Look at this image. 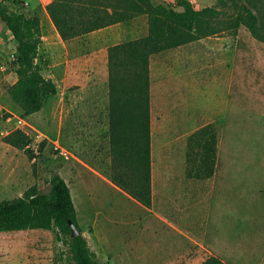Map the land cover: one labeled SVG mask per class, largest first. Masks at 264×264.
Returning <instances> with one entry per match:
<instances>
[{"label":"rangeland","instance_id":"1","mask_svg":"<svg viewBox=\"0 0 264 264\" xmlns=\"http://www.w3.org/2000/svg\"><path fill=\"white\" fill-rule=\"evenodd\" d=\"M177 1L153 0L168 5ZM191 1L197 8L218 4ZM216 36L227 37L223 50L215 48ZM207 41L164 50L153 60L156 188L167 181L179 186L181 194L180 186L192 183L193 196L205 192L202 209L208 215V229L207 234L200 233V243L189 244L183 254H164L170 231L148 229V223L158 225L157 218L113 183L109 75L102 51L97 50L96 65L86 71H93L88 78L73 79L60 75L55 47L44 49L50 59L48 75L57 82L58 92L46 96L40 112L27 116L8 90L17 79L13 66L17 40L2 20L0 200L19 196L35 183L49 191L51 178L60 173L71 187L78 223L100 264H199L210 254L230 264H264V41L246 25L211 35ZM77 62L70 61L69 70L78 69ZM89 85L97 88L95 94L84 93ZM62 104L70 109L67 149L59 141ZM17 116L28 121L23 129L33 139L32 158L27 150L3 141L18 127ZM209 122L219 135L218 167L212 176L196 178L189 174L188 138ZM0 264L73 262L57 228H30L0 232Z\"/></svg>","mask_w":264,"mask_h":264},{"label":"trees","instance_id":"2","mask_svg":"<svg viewBox=\"0 0 264 264\" xmlns=\"http://www.w3.org/2000/svg\"><path fill=\"white\" fill-rule=\"evenodd\" d=\"M217 2L203 8L195 7L191 0H178L175 5L153 0H49L46 5L64 40L148 15V34L111 45L108 57L111 179L148 207L153 202L151 56L242 25L264 41V0ZM26 7L22 0H0V20L17 40L13 58L17 79L8 90L29 116L43 108L46 96L58 92V84L48 75L50 59L41 51V17ZM3 141L34 156L30 150L33 139L25 129H13ZM218 141L212 122L189 135L187 159L191 176L207 178L215 173ZM50 184L49 191H42L35 183L19 196L1 199L0 232L57 228L73 264H100L78 223L68 181L57 173ZM70 219L80 227L81 234L72 236ZM200 264L230 263L210 254Z\"/></svg>","mask_w":264,"mask_h":264},{"label":"crops","instance_id":"3","mask_svg":"<svg viewBox=\"0 0 264 264\" xmlns=\"http://www.w3.org/2000/svg\"><path fill=\"white\" fill-rule=\"evenodd\" d=\"M22 1L25 2L27 6L26 9L28 11H37L38 14L40 15L41 23H42V34H43L41 51L43 52L44 49L48 51L51 48L55 47L57 61L59 62L61 68L60 75L65 76V78L68 77L73 79L74 78L79 79V77H85V76L88 78L89 73H93V71H90L88 73H86V71L90 70V68H94V66L96 65L97 50L102 51L105 70H107V75H109V70H108L109 47L113 44H117L125 40L135 39L141 36H145L149 32L148 15L142 14L128 21L113 23L104 26L102 28L93 30L91 32H88L86 34H82L75 38L64 40L47 10L46 5L49 0H22ZM45 25L47 27L46 30L44 29ZM96 36L99 37L98 41L94 39V37ZM209 37L210 36L203 37L198 39L197 41L200 43L207 44L209 42L207 41V38ZM225 39H227V37L225 36L215 37V40H217L215 48L217 50H223ZM218 40L220 41L218 42ZM186 44H183L178 47H184ZM158 53H155L151 56V63H150L152 188H153L152 206L148 207L143 203L139 202L138 200H136L135 198L133 197L132 198L142 206H145V209L148 210V212L151 213L152 216L157 218L158 225L153 224L149 226L148 223L147 224L148 229L152 227V230H155V232L157 233H159L160 229L167 230L166 233L170 231L171 233L170 235L172 236V238L171 240L168 241V244H170L169 250L167 251V253L164 254L171 253V255H178V254H183V251L187 250L189 244L191 245L193 244V242L200 243L199 237L202 231H204V233L207 234L208 215L202 209V203L206 202L207 197L205 195V192H203L202 195H199V197L193 196L192 193L189 191L192 188L194 189V187H192V183H189L187 185L188 188L186 187V185L180 186L181 189L184 190V193L181 194L178 193L179 186L167 181L163 182L160 185L159 190L156 188L155 161H154L155 158L154 122H155V118L158 117V115L156 112V101L154 98L155 73H154L153 60H154V56ZM70 61L73 63L74 61H78L77 62L79 63L78 69L74 68L73 70H69ZM83 90L84 93H89V94L90 93L95 94L97 92V88L93 85L84 87ZM69 111L70 109L65 107V104H62L60 121L58 123V132H59V141H62V143L61 142L60 143L63 149H67L66 145H68L69 143V133L67 131V126H66L67 122L69 121V115H70ZM186 189H188V192H185Z\"/></svg>","mask_w":264,"mask_h":264},{"label":"water","instance_id":"4","mask_svg":"<svg viewBox=\"0 0 264 264\" xmlns=\"http://www.w3.org/2000/svg\"><path fill=\"white\" fill-rule=\"evenodd\" d=\"M70 225L72 228V236H76L82 233L80 227L75 223L74 220L70 219Z\"/></svg>","mask_w":264,"mask_h":264},{"label":"built area","instance_id":"5","mask_svg":"<svg viewBox=\"0 0 264 264\" xmlns=\"http://www.w3.org/2000/svg\"><path fill=\"white\" fill-rule=\"evenodd\" d=\"M17 122L18 126L22 129L28 124V121L22 116H17Z\"/></svg>","mask_w":264,"mask_h":264}]
</instances>
